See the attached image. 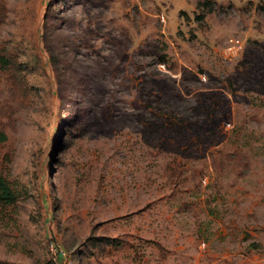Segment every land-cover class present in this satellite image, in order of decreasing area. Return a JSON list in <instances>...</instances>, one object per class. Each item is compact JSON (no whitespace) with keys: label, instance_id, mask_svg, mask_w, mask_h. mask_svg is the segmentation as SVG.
I'll use <instances>...</instances> for the list:
<instances>
[{"label":"rangeland","instance_id":"1","mask_svg":"<svg viewBox=\"0 0 264 264\" xmlns=\"http://www.w3.org/2000/svg\"><path fill=\"white\" fill-rule=\"evenodd\" d=\"M0 131V264H264V0H0Z\"/></svg>","mask_w":264,"mask_h":264},{"label":"built area","instance_id":"2","mask_svg":"<svg viewBox=\"0 0 264 264\" xmlns=\"http://www.w3.org/2000/svg\"><path fill=\"white\" fill-rule=\"evenodd\" d=\"M241 42L238 38H231L229 44L223 49V56L232 58L239 54ZM50 260L54 264H72L66 249L58 241L50 239L47 244Z\"/></svg>","mask_w":264,"mask_h":264},{"label":"trees","instance_id":"3","mask_svg":"<svg viewBox=\"0 0 264 264\" xmlns=\"http://www.w3.org/2000/svg\"><path fill=\"white\" fill-rule=\"evenodd\" d=\"M5 139V134L0 131V140ZM16 199L15 192L11 189L5 178L0 175V204H9L14 202ZM94 242H102L105 238L94 237ZM116 241V240H115ZM0 263H2L0 261Z\"/></svg>","mask_w":264,"mask_h":264}]
</instances>
